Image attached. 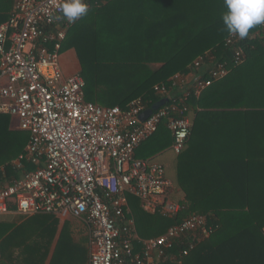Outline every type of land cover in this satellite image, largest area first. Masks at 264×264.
Here are the masks:
<instances>
[{
	"label": "trees",
	"instance_id": "1",
	"mask_svg": "<svg viewBox=\"0 0 264 264\" xmlns=\"http://www.w3.org/2000/svg\"><path fill=\"white\" fill-rule=\"evenodd\" d=\"M15 2L0 0V25L13 13ZM112 2L70 23L61 44L60 56L70 50L76 55L85 102L125 109L141 98L151 107L159 101L154 87L170 86L175 74L192 71L207 77V72L191 66L205 52L213 55L215 63L226 62L231 69L224 79L186 102L189 143L214 145L216 150L209 156L199 152L201 157L190 169L182 170L179 164L177 181L185 198L181 202L172 198L182 206L178 215L167 219L148 213L139 199L127 196L137 235L133 250L138 252L143 241L163 235L184 218L200 215L212 227L211 235L184 257L180 252L188 239L174 240L166 250L167 256L174 257L173 264L178 260L181 264H264V26L226 45L229 34L221 19L226 11L223 0H139L129 18L121 14L115 20ZM124 22L132 28L135 24V32L126 24L115 28ZM236 50L244 54V61L232 67ZM238 114L245 117L242 130L248 148L242 157L241 174L246 180L241 185L238 153L235 157L228 152L230 142L238 143V132L232 140L234 135L225 129V123L229 128V123L234 127V122H240L235 118ZM10 122L9 116L0 115V165L8 177H15L20 173L11 162L24 153L29 135L13 129ZM146 142L152 143L151 153H158L170 148L172 137L161 124ZM33 169L24 164V170ZM58 230V218L52 215L1 217L0 264H88L87 239L76 241L68 221Z\"/></svg>",
	"mask_w": 264,
	"mask_h": 264
},
{
	"label": "built area",
	"instance_id": "2",
	"mask_svg": "<svg viewBox=\"0 0 264 264\" xmlns=\"http://www.w3.org/2000/svg\"><path fill=\"white\" fill-rule=\"evenodd\" d=\"M62 2L16 0L13 13L0 25V115L29 135L24 153L11 162L20 174L8 177L0 165V217L52 215L79 221L89 238V264H173L166 250L174 240L188 239L180 252L184 257L213 229L206 217L190 215L134 251L137 235L128 195L139 199L144 211L163 218H175L182 210L169 197L172 183L163 165L135 158V151L163 124L172 137L170 150L181 154L191 133L187 100L199 97L231 69L205 52L191 66L207 77L194 75L186 83V75L175 74L170 86H155L159 101L166 102L144 121L139 117L150 107L141 98L125 109L87 103L82 78L78 73L65 76L61 68V44L70 25L55 19ZM235 38L229 36L226 45ZM243 61L244 54L236 50L232 67ZM181 85L185 89L178 96ZM24 164L34 169L24 170Z\"/></svg>",
	"mask_w": 264,
	"mask_h": 264
},
{
	"label": "crops",
	"instance_id": "3",
	"mask_svg": "<svg viewBox=\"0 0 264 264\" xmlns=\"http://www.w3.org/2000/svg\"><path fill=\"white\" fill-rule=\"evenodd\" d=\"M112 1H113L112 2L113 5H112L111 11H112V18H114L113 20H115V17L119 18L121 14H126L127 17L129 18L130 12L134 11V9L138 6V3H139V0H112ZM151 1H153V0H151ZM108 3H109V0H93L92 3L90 1H87L88 12L86 15H89V13L92 14L91 10L93 11V8L96 9V11H97V10H100L103 7H105ZM125 24H126V26H124V27H128V25L129 26L131 25V29H133V31L135 32V30H134L135 24H134V27L132 28V24L130 22H127V23L124 22V23L118 24L119 26L118 25L117 26L114 25V26H115V28H121V25L123 26ZM61 68H62V71H63L65 76L75 74L79 71V64L77 62V58H76V55H75L73 50L67 51L66 53H64L61 56ZM193 78H194V74L192 72H189L186 75V83H192ZM184 89H185L184 85H181L176 89V93L178 94V96H180V93ZM191 118H192V116H191ZM235 118H238L240 120V122H234L233 123L234 127H232L230 125L231 123H229V126H230L229 128H227L228 124L226 125V123H225V129L228 131V132H226L227 134L229 133V135H232V134L234 135L232 140H235V135L238 132V134H237L238 143L235 142L232 144V142H230V144H228V150H229L228 152H232L235 157H237V153H238L239 161H237L238 163H236V164H238V165H236V166H238V169H239L238 176H239V183L241 185V183L245 182V180H246L245 174H243V176L241 174L242 164L244 165V163H245V160H243L244 163L242 162V157L243 158L245 157L244 153H246L248 148L246 146L245 130H242V128H243L242 120L245 117L238 114V116ZM187 142L188 143L186 144L185 149L180 156H175L173 154L174 155V168H175V182L170 180L172 183V189L170 190L169 197L171 200H172V198H174V199L180 200V202H181V200H184L185 194L182 191V189H181V187L177 181L178 180L177 175H178L179 164H180V167L182 170L190 169V167L195 162H198V157H201L199 152L202 153L203 156L204 155L209 156V155H211L210 153H212L216 150L215 149L216 146H214V145L206 144V145L197 146L195 144L189 143V141H187ZM204 153H208V154H204ZM231 158L232 157L230 156V159ZM160 164L163 165L162 163H160ZM163 167L165 168L164 165H163ZM240 191H241V186H240ZM5 217H7V218L19 217V219L25 218L24 216H17V215L16 216L15 215H7ZM2 218H4V217H2ZM72 220L75 221L76 223H78V225H80L84 229V232H83L84 234H82V238L80 239V238L76 237V235L74 233V227H72L73 235H74V238L76 241L82 240L83 238L87 239L85 245L88 248V264H89L90 247H89V238H88L87 232H86L84 226L79 221L74 220V219H72ZM72 220L70 218L69 219H58V229L60 230L62 225L66 221H68L72 224V222H71ZM59 230H58V232H59ZM263 233H264V229H263ZM57 237H58V234H57ZM55 241H56V239L54 240V243H55ZM53 247H54V245H53Z\"/></svg>",
	"mask_w": 264,
	"mask_h": 264
},
{
	"label": "clouds",
	"instance_id": "4",
	"mask_svg": "<svg viewBox=\"0 0 264 264\" xmlns=\"http://www.w3.org/2000/svg\"><path fill=\"white\" fill-rule=\"evenodd\" d=\"M226 11L222 14L224 30L229 36L244 40L250 30L264 25V0H223ZM88 12V4L84 0H63L59 7L60 15L56 20L74 23Z\"/></svg>",
	"mask_w": 264,
	"mask_h": 264
},
{
	"label": "rangeland",
	"instance_id": "5",
	"mask_svg": "<svg viewBox=\"0 0 264 264\" xmlns=\"http://www.w3.org/2000/svg\"><path fill=\"white\" fill-rule=\"evenodd\" d=\"M145 142L144 144L142 143L136 149L135 151L136 158H143L142 156H145L146 159H152L158 163H162L165 166L166 177L169 180L175 182L174 155L170 150V148H166L165 150L158 153H151L152 143L151 142L145 143ZM71 222H72L71 224L72 227H74V233L76 237L81 239L82 234H84L83 233L84 229L80 225H78V223H76L75 221L72 220Z\"/></svg>",
	"mask_w": 264,
	"mask_h": 264
},
{
	"label": "water",
	"instance_id": "6",
	"mask_svg": "<svg viewBox=\"0 0 264 264\" xmlns=\"http://www.w3.org/2000/svg\"><path fill=\"white\" fill-rule=\"evenodd\" d=\"M166 100H160L157 103H155L154 105H152L149 109H147L146 111H144L139 119L140 121H144L153 111H155L156 109H158L160 106H162L163 104H165Z\"/></svg>",
	"mask_w": 264,
	"mask_h": 264
}]
</instances>
